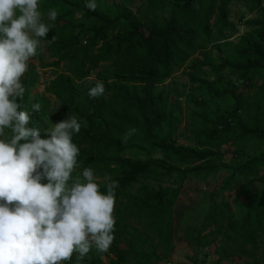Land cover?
Listing matches in <instances>:
<instances>
[{"label":"trees","instance_id":"trees-1","mask_svg":"<svg viewBox=\"0 0 264 264\" xmlns=\"http://www.w3.org/2000/svg\"><path fill=\"white\" fill-rule=\"evenodd\" d=\"M57 1L67 7L70 18L58 14L55 35L43 39L49 42L56 36L55 41L49 42L51 57L55 59L51 66L69 62V73H60L51 80L45 94L32 95L40 74L37 66L31 64L22 82L25 92L18 103L21 110L29 113L28 126L37 128L42 138L49 135L48 117L59 114L61 122L75 116L81 129L72 137L79 148V167L73 176L91 167L103 193L107 192L105 175L118 181L114 240L108 250L113 257L107 264H159L173 248L174 205L180 190L159 183L174 174L182 183L190 176L230 170L232 179L249 180V187L260 185L259 198L251 200L248 206V233L257 235L264 231V172L259 174L264 167V149L259 155L247 156L242 164L229 165L217 150L177 145L174 134H164L162 129L174 115L169 110L171 92L159 87L173 76L176 67L203 48L201 36L211 37L209 20L214 14L217 25H229L230 0H147L141 18L98 0L94 12L85 7L90 0ZM159 13L167 16L160 20ZM248 23L253 30L241 38L232 58L221 64L210 59L213 49H221L220 46L204 54L214 70L230 68L246 83L264 73V18ZM219 33L222 35L223 29ZM46 67L49 65H43ZM94 70L98 72L97 78L87 84ZM97 81L103 82L105 92L91 98L88 91ZM198 81L211 98L231 96L235 103L216 122L212 138L226 136L237 141V156L243 154L242 146L247 140H257L264 146V104L249 105L236 86L220 91L213 83ZM46 94L55 97V107ZM37 103L40 109L34 111L32 106ZM131 129L136 131L125 142L124 136ZM134 149H140L148 157H129L127 152ZM154 151L163 157L156 160L152 157ZM191 159L205 162L192 165ZM105 256L107 252H97L93 247L80 264H106ZM64 264H77L75 254Z\"/></svg>","mask_w":264,"mask_h":264},{"label":"clouds","instance_id":"clouds-1","mask_svg":"<svg viewBox=\"0 0 264 264\" xmlns=\"http://www.w3.org/2000/svg\"><path fill=\"white\" fill-rule=\"evenodd\" d=\"M38 7L39 0H0V264H64L74 254L80 264L93 247L106 253L114 240L119 184L105 175L107 192H101L91 167L73 176L79 148L72 137L81 129L75 116L49 127L48 138L28 126L29 113L18 103L21 78L51 29ZM85 7L94 12L95 0ZM57 16L49 9L47 20ZM104 92L97 81L88 95Z\"/></svg>","mask_w":264,"mask_h":264},{"label":"rangeland","instance_id":"rangeland-1","mask_svg":"<svg viewBox=\"0 0 264 264\" xmlns=\"http://www.w3.org/2000/svg\"><path fill=\"white\" fill-rule=\"evenodd\" d=\"M98 1L112 9L128 10L138 18L142 17L141 12L146 8L147 2V0ZM227 8L229 25L226 27L217 25V17L214 14L209 20L211 37L201 36L203 48L176 67L173 76L162 84L159 90L165 88L171 92L169 110L174 115L169 124L163 125L164 134L173 133L177 145L217 150L226 164L239 165L247 160V156L259 155L264 146L257 140H247L242 146L243 154L237 156L235 153L237 141L226 136L216 138L210 136L219 118L226 110L234 108L235 103L231 96L211 98L208 90L198 79L213 83L220 91L236 86L238 93H243L249 105L264 104V73L246 83L230 68L217 72L207 64L204 55L211 52L213 47L220 46L221 49H213L210 59L214 58L215 63L221 64L225 59L232 58L241 38L253 30L248 22L264 18V0L261 3L258 0H230ZM49 9H55L59 15L66 18H70V15L67 7L57 0H39L38 10L43 14L45 22L51 25L47 35H55L53 32L59 24L47 20ZM158 16L161 20L167 15L159 13ZM220 29H223L222 35L219 33ZM51 53L49 42L41 38L37 56L29 62V67L34 64L40 74L39 84L32 89V95L45 94L44 89L51 80L60 73H69L71 66L69 62H62L59 67L51 66L55 61ZM46 64L49 67L43 68ZM26 73L21 82L24 81ZM97 74L98 72L94 70L93 77L86 83L95 81ZM194 77L197 80H194ZM46 96L51 98L52 107H55L57 103L55 97L48 94ZM61 118L59 114L48 117L50 127ZM242 118L246 119L245 116ZM9 137L10 133L6 131L4 138ZM127 155L142 159L148 157L140 149L128 151ZM152 157L160 160L163 156L159 151H154ZM189 162L192 165H199L205 161L191 159ZM263 172L264 167H261L259 174L262 175ZM148 182L156 185L154 180ZM248 182L249 180L244 178L232 179L230 170H222L211 175L203 174L200 177L190 176L182 183L177 174L160 181L159 184L163 187L180 191L174 205L173 248L163 256L159 264H264V231H259L257 235L248 233V206L251 200L259 198L261 186L249 187ZM242 185L246 186L243 190ZM159 252L162 253L163 250ZM112 257L113 255L107 251L103 263L107 264Z\"/></svg>","mask_w":264,"mask_h":264}]
</instances>
